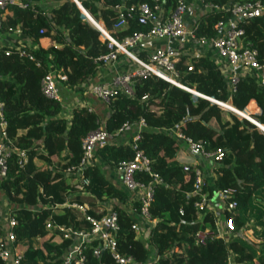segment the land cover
<instances>
[{
    "label": "trees",
    "instance_id": "trees-1",
    "mask_svg": "<svg viewBox=\"0 0 264 264\" xmlns=\"http://www.w3.org/2000/svg\"><path fill=\"white\" fill-rule=\"evenodd\" d=\"M79 1L90 17L101 21L119 42L136 32L148 31V26L138 23L136 8L152 4V0ZM257 1L264 3L210 0L217 9L200 18L193 29L195 37H213L218 22L233 18L231 11L224 8L232 2ZM24 2L25 8L7 7L0 27L5 33L19 30L37 44L36 49H26L33 59L20 57L16 52L5 55L6 49L0 48L3 116L13 147L25 150L27 159L21 167L18 154L12 152L7 175L0 179V192L12 205L8 219L15 221L14 247L22 256L21 264H61V256L71 241L63 239L58 230H48L47 223L87 232L91 224L86 215L100 218L107 212L104 205L114 201L119 203L112 206L119 225L117 249L138 263L147 262L155 252V264H230L229 260L232 264H264V88L245 76L229 98L226 81L214 60L204 55H182L175 64L180 86L155 76L135 77L131 96L122 92L111 96L107 104L111 114L104 129L114 133L127 123L125 131L129 130L130 137L126 143L99 148L96 156L111 170H116L119 162L131 160L134 149L130 141L138 131L137 122L145 120L146 128L141 131L137 147L149 159L151 171L163 179L155 186L150 207L151 219L155 221L148 239L155 250L152 252L138 237L133 228L135 222L123 207L129 198L124 187L121 190L114 186L96 165L84 171L89 185H82L72 175L65 176L68 167L79 163L83 139L99 128L97 115L79 106L66 119L61 116L60 101L47 98L41 90L43 77L52 71L66 75L64 83L68 88L79 87L99 69L93 60L109 52L107 41L71 0L53 7L49 16L31 0ZM117 6L133 7L135 12L126 25L114 30L112 25L119 16ZM173 8L169 2L166 10ZM239 26L244 29V44L257 50L258 59L263 62L264 12L252 13ZM138 58L144 60V53ZM189 67L191 70L187 71ZM251 100L262 110L261 115L253 117L263 129L218 105L250 117L255 108L247 107ZM174 126L193 141L201 142L206 151H222L223 160L213 170V185L204 182L201 193L211 200L215 191L230 190L229 201H234L236 207L225 209L222 216L232 218L235 232L251 229L259 242L239 234L219 237L214 212L195 207L201 195L194 194L196 167L184 169L186 165L179 162L185 145L165 132ZM20 130L24 131L21 135ZM39 160L43 163L37 164ZM41 164L48 167L42 168ZM135 178L144 183L151 179L147 173H137ZM38 204L41 207L33 209ZM73 204L85 207L84 212ZM57 205L64 206L57 210ZM134 207L139 212V204ZM4 225L5 222L0 223V230ZM199 232L205 234L203 243L197 239ZM92 248V243L85 246L83 264H116L108 251H102L97 258Z\"/></svg>",
    "mask_w": 264,
    "mask_h": 264
},
{
    "label": "built area",
    "instance_id": "built-area-1",
    "mask_svg": "<svg viewBox=\"0 0 264 264\" xmlns=\"http://www.w3.org/2000/svg\"><path fill=\"white\" fill-rule=\"evenodd\" d=\"M152 1V4L145 3L136 8V12H138V23L148 26V31L136 32L119 42L110 35L109 31L106 30L104 26H102L104 30H98L101 34V38L107 41L109 52L96 57L93 60L95 65L99 67L111 65L119 59V55L125 54L130 55L136 63L139 64V68L124 74L116 75L109 83L92 84L90 92L97 99L108 104L111 96L118 92L131 96L132 80L135 77L146 78L155 76L180 86L177 80L178 75L175 72V64L182 55L200 56L201 51L197 52L194 50L192 53V49H197L198 47H206L213 50L216 53L217 59L221 61L218 65L226 81L229 98L231 94L235 92L237 82L245 76L252 77L258 86L264 88V61H259L257 50L251 48L249 44H244V29L239 26L241 18L245 15L264 12V3L261 1L242 4L232 2L228 7L224 8L231 11L233 18L226 22H218L214 27L215 35L213 37L197 38L193 33V29L196 27L197 23L192 28H188L185 26L183 20L187 10L186 0ZM198 1L203 5L206 13L217 9L216 6L210 3V0ZM78 2L80 3L79 0ZM169 2H172L174 8L167 11L166 7ZM10 5H17L20 8H25L27 6V4L21 0H0V27L4 19L3 13ZM115 8L119 16L112 25L114 30L126 25L135 12L133 7L125 8L123 6H117ZM82 14L87 18L84 13ZM40 33H42V30H40ZM165 39L177 40L180 46L166 45L164 47L153 48L146 53L144 60L138 58L139 53L137 54L135 52V54L133 52L138 50L139 46L146 41H161ZM14 52L20 57L27 56L29 59H33V56L27 53L24 48L6 49L5 55H10ZM188 70H191V67H189L187 71ZM66 80L67 77L65 74L54 71L49 72L41 81L42 93L49 99L60 101L58 83ZM227 103L231 106L230 100H228ZM218 105L222 109L238 115L236 111L225 107L224 104ZM128 126L129 125L125 123L114 133H109L104 128L100 127L88 133L82 141V154L78 165L76 167H68L64 172L65 176L72 175L82 185H89L90 180L85 177L84 171L93 164L97 150L108 144H116L117 137L123 134ZM145 128V120L141 118L137 122L138 131L130 141L134 149V156L129 161L119 162L116 166V172L120 176L123 187L128 192L135 193L136 196L133 201L139 204V212L137 213L150 222H154V220L151 219L150 207L154 199L155 186L162 183L163 179L151 171L149 159L145 156L143 151L137 147L136 142L140 137L141 131ZM165 132L183 141L187 150L197 155L203 161L219 164L223 160V153L221 150L216 152L206 151L201 142H195L190 137L179 132L177 126L165 130ZM12 152L18 154L19 165L21 167L24 166L27 161L26 152L25 150L13 147L7 132V122L3 116V103L0 102V179L5 178L7 175L8 159ZM184 169H188V165L184 166ZM137 173H147L151 178L150 181L144 183L136 180L135 176ZM194 173V194H201L200 200L195 203L197 209L212 210L211 201L213 197H219L224 201V210L231 211L236 207L234 201H229L232 194L230 190L215 191L212 199L208 200L206 194L201 193V189L204 185L202 172L200 169L195 168ZM63 206L64 205H62V207ZM72 206L83 212L85 210V207L76 204ZM86 220L91 224L87 232L54 225L51 222L47 223L46 227L48 230H58L63 239L71 241L70 245L64 250L61 256V264H83L85 262L83 251L85 246L89 243L93 244L92 254L94 257H100L102 251L106 250L111 254L116 264H155L158 259L157 255H153L147 262L138 263L133 257L125 256L118 251L117 233L119 231V225L117 215L112 209H107L106 214L100 218L86 215ZM14 225V219L9 218L0 230V264H21L22 256L14 247L15 235L12 231ZM216 225L217 235L223 239L238 234L234 230L231 217L223 218L222 225L219 221L216 222ZM133 228L137 230L136 224L133 225ZM197 239L199 242L203 243L205 234L199 232L197 234ZM229 263L232 264L231 260H229Z\"/></svg>",
    "mask_w": 264,
    "mask_h": 264
},
{
    "label": "crops",
    "instance_id": "crops-1",
    "mask_svg": "<svg viewBox=\"0 0 264 264\" xmlns=\"http://www.w3.org/2000/svg\"><path fill=\"white\" fill-rule=\"evenodd\" d=\"M21 1L24 2V0H21ZM31 1L33 4L40 6L43 10V13L49 16L50 10L53 7L62 3L64 0H31ZM186 2H187V10L184 14L183 20H184L186 27L192 28L200 20V18L204 14H206V10L198 0H186ZM7 12L8 11L6 9L3 15L5 16ZM248 16L250 15H245L243 18H241V20H243L244 18ZM96 22L103 24L101 21H96ZM102 26H104V24ZM166 45L180 46V43L177 40L175 41L171 39H165L161 41H158V40L146 41L139 46L138 50H135L133 52L134 53L136 52L137 54L144 53V57H145L146 53L150 51L151 49L156 48V47H164ZM181 46H182V43H181ZM0 48L36 49L37 44H35L29 37H26L23 34H21L19 30H16L13 32H7V33L0 31ZM194 50L197 52L201 51V55L209 57L210 59L214 60L217 64L221 63V61L217 59L216 53L211 49H208L206 47H198L197 49L193 48L192 53L194 52ZM136 68H139V64L136 63V61L130 55L121 54L119 55V59L115 63L111 65H105V66L99 67L95 75L87 79L83 84H81L76 89L68 88L64 83L65 81H60L58 83V87H59V92H60V103L62 105L61 116L66 119H69L71 117L72 109H74L75 107H79V106L87 107L89 110H91L97 115L99 119V127L104 128L105 121L110 116L111 111L106 103L97 99L90 92L91 85L94 83H109L112 80V78H114L116 75L127 73ZM250 105H253L255 108L252 112L249 113V115H252V114L261 115L262 114V110L257 106L254 100H251L249 104L247 105V107ZM124 132L123 134L117 137L116 144H119L120 142L121 143L128 142L129 137H130V132L129 130L124 131ZM23 133L24 131H21V130L18 132L19 135ZM186 149L187 148L184 146L183 150L181 151V155L182 153H185V154L188 153ZM193 159H194V162L192 164H184V165L194 166L198 169L201 168L200 165L203 166V168L200 169V171L202 172L203 181L209 184L210 186H212L214 177H215L213 170H214V167H216L218 164L211 162L210 163L212 164L211 167H207V163H205L207 161L202 162L203 160L200 159L197 155H193ZM232 163L233 162H230L229 165L230 164L232 165ZM92 165L98 166L103 172L104 177H106L114 186L118 187L121 190L124 189L123 185L121 184V179H120L119 174L116 172V170L115 171L111 170L108 167V165H106V163L100 157L96 156L93 160ZM128 196L129 198L127 200V203L123 207L132 216L136 224V227H137L136 232H137L138 237L143 238L144 240L148 241L150 230L153 227L155 221L150 222L149 220L145 219L144 217H142L140 214H138L134 210L135 203L133 200L136 196L135 193L129 192ZM113 204H119V203L116 201L108 202L104 206L106 209H112ZM224 204H225L224 201H222V199L219 197H213L211 201L212 211L217 217L216 222L219 221L221 225H222V220L224 218L222 216V213L224 211ZM11 207L12 205L8 203V200L4 197L3 193L0 192V223L7 222L8 212ZM242 230L250 231L251 238H252V240L251 239L250 240L254 242H259V240H257L253 236L252 234L253 232L251 229L249 230L242 229ZM242 230L236 233L240 234ZM148 244L150 245L149 241H148ZM150 250L152 252L155 251L152 246ZM154 255H156L155 252H154Z\"/></svg>",
    "mask_w": 264,
    "mask_h": 264
},
{
    "label": "rangeland",
    "instance_id": "rangeland-1",
    "mask_svg": "<svg viewBox=\"0 0 264 264\" xmlns=\"http://www.w3.org/2000/svg\"><path fill=\"white\" fill-rule=\"evenodd\" d=\"M92 24V23H91ZM103 25V24H102ZM105 27V26H104ZM106 29V28H105ZM107 30V29H106ZM238 117H240L239 115H237ZM251 117H252V119H254V117L253 116H255V115H250ZM240 118H242V117H240ZM255 120V119H254ZM187 150V149H186ZM187 152L188 153H182V155L180 154V156H179V162L180 163H184V164H192L193 162H194V159H193V155H195L194 153H192L191 151H189V150H187ZM202 162H205V161H202ZM39 163H43V162H41V160H39V161H37V164H39ZM205 163H207V167H211V165L212 164H210L211 162H205ZM41 167L42 168H46V167H48L46 164H41ZM200 167L201 168H203V166H201L200 165ZM199 167V168H200ZM200 168V169H201ZM115 171V170H114ZM39 207H41V205L40 204H38V205H36L35 207H33V209H39ZM56 207V206H55ZM60 207H62V205H59V206H57V210H59L60 209ZM241 236H243V237H246V238H248L249 237V239H251L252 240V238H251V232L250 231H246V230H242L241 231ZM142 240H143V242L145 243V245L146 246H149L148 248L150 249L151 248V246L148 244V241H146V240H144L143 238H141ZM147 243V244H146ZM231 263H232V260H231Z\"/></svg>",
    "mask_w": 264,
    "mask_h": 264
},
{
    "label": "water",
    "instance_id": "water-1",
    "mask_svg": "<svg viewBox=\"0 0 264 264\" xmlns=\"http://www.w3.org/2000/svg\"><path fill=\"white\" fill-rule=\"evenodd\" d=\"M71 1H73L77 6H78V8L82 11V13H84V15L88 18V21L90 22V23H92L93 25H94V27L97 29V30H99V31H102V29L98 26V25H96L95 24V22H94V20L90 17V14L82 7V5L78 2V0H71ZM101 26H102V24H101ZM233 111H236L235 109H233ZM236 113L239 115L240 114V117H242V118H246V119H249V120H251L253 123H255L256 125H258V127H260V128H262L261 127V125L256 121V120H254V119H251L250 117H246V116H244V115H241V113H239L238 111H236ZM263 129V128H262Z\"/></svg>",
    "mask_w": 264,
    "mask_h": 264
},
{
    "label": "clouds",
    "instance_id": "clouds-1",
    "mask_svg": "<svg viewBox=\"0 0 264 264\" xmlns=\"http://www.w3.org/2000/svg\"><path fill=\"white\" fill-rule=\"evenodd\" d=\"M90 14V13H89Z\"/></svg>",
    "mask_w": 264,
    "mask_h": 264
}]
</instances>
